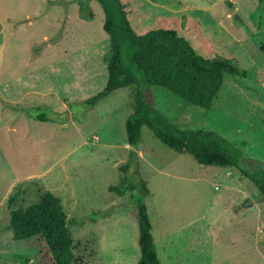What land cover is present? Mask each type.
<instances>
[{
	"label": "rangeland",
	"instance_id": "374dc122",
	"mask_svg": "<svg viewBox=\"0 0 264 264\" xmlns=\"http://www.w3.org/2000/svg\"><path fill=\"white\" fill-rule=\"evenodd\" d=\"M125 1L148 21L192 16L213 50L247 71L225 74L209 109L147 87L172 124L221 134L240 148L241 159L232 167L199 164L146 126L137 145L127 144L132 87L85 105L107 79L109 39L95 0H0V264H55L40 236L14 240L7 227L11 210L36 202L45 190L73 218L67 226L76 257L137 264L134 205L127 193L109 191L120 186L121 165L127 181L147 182L162 264H264V197L241 172L264 169V52L258 47L264 0Z\"/></svg>",
	"mask_w": 264,
	"mask_h": 264
},
{
	"label": "trees",
	"instance_id": "16d2710c",
	"mask_svg": "<svg viewBox=\"0 0 264 264\" xmlns=\"http://www.w3.org/2000/svg\"><path fill=\"white\" fill-rule=\"evenodd\" d=\"M95 1L103 11L102 29L109 39L104 55L107 79L99 92L84 100L85 105L92 108L115 90L132 87V112L124 122L127 144L137 145L146 126L165 146L190 155L199 164L237 166L242 156L239 147L215 131L172 124L155 107L147 87H162L189 104L209 109L217 99L225 74L244 77L247 71L237 66L232 55L213 50L199 22L188 14L157 15L148 21L143 12H135L125 0ZM258 47L264 52L263 44ZM36 119L47 120L43 114ZM119 169L123 173L120 186H109V191L118 196L127 193L134 205L137 264H162L147 211V182L141 179L135 185L126 179V166ZM241 172L264 197V169ZM14 197L15 193L8 198L9 204ZM72 222L73 218H66L61 199L45 190L36 202L11 210L7 227L14 240L40 236L55 264H94L75 256L76 245L67 226Z\"/></svg>",
	"mask_w": 264,
	"mask_h": 264
}]
</instances>
